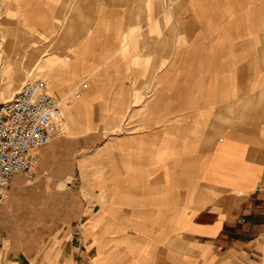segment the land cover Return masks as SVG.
<instances>
[{
	"label": "crops",
	"instance_id": "obj_1",
	"mask_svg": "<svg viewBox=\"0 0 264 264\" xmlns=\"http://www.w3.org/2000/svg\"><path fill=\"white\" fill-rule=\"evenodd\" d=\"M6 65L72 123L11 175L0 264H264V0H0Z\"/></svg>",
	"mask_w": 264,
	"mask_h": 264
},
{
	"label": "built area",
	"instance_id": "obj_2",
	"mask_svg": "<svg viewBox=\"0 0 264 264\" xmlns=\"http://www.w3.org/2000/svg\"><path fill=\"white\" fill-rule=\"evenodd\" d=\"M61 117L50 83L42 79L27 81L14 97L0 103V206L7 200L11 175H35L34 153L61 134Z\"/></svg>",
	"mask_w": 264,
	"mask_h": 264
},
{
	"label": "rangeland",
	"instance_id": "obj_3",
	"mask_svg": "<svg viewBox=\"0 0 264 264\" xmlns=\"http://www.w3.org/2000/svg\"><path fill=\"white\" fill-rule=\"evenodd\" d=\"M42 39H44V38L42 37ZM45 50H48L50 52L49 47L42 50V53H45ZM21 60H20V63H21ZM16 65H19V63ZM30 71H31L30 69H27L24 72V74H22L21 80H19L17 82L18 84L14 85L11 78L14 77V73L20 72V71L16 70V69H12L10 67V65L9 66L6 65V69L4 71V74L2 76H0L1 77L0 83L3 84L2 91L0 92V101L1 102H5V101L11 99V97L14 95V93L20 89L21 85L23 84L25 79H27L28 77H29L28 78L29 80L42 79V80H46L47 82H49L50 83V93L54 96V94H53L54 87L52 86V84L50 82V78L44 77V74H43L44 70H42L41 68L38 67L36 72H32V74L29 75ZM78 103H79L78 110H82L81 106L83 105L84 101L82 100V101H79ZM61 110L63 111L64 116H63V118L61 117V120H60V124H61V132L60 133L69 134L68 133V131L70 130L69 124H71L72 121L68 122L66 120L67 117L65 116V114H66L65 107H63Z\"/></svg>",
	"mask_w": 264,
	"mask_h": 264
},
{
	"label": "bare ground",
	"instance_id": "obj_4",
	"mask_svg": "<svg viewBox=\"0 0 264 264\" xmlns=\"http://www.w3.org/2000/svg\"><path fill=\"white\" fill-rule=\"evenodd\" d=\"M62 111V110H61ZM64 114H63V111H62V118H63Z\"/></svg>",
	"mask_w": 264,
	"mask_h": 264
}]
</instances>
